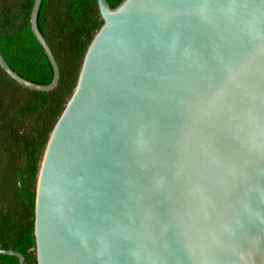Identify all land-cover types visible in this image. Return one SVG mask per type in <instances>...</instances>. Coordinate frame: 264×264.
I'll return each mask as SVG.
<instances>
[{
    "label": "water",
    "instance_id": "95a60500",
    "mask_svg": "<svg viewBox=\"0 0 264 264\" xmlns=\"http://www.w3.org/2000/svg\"><path fill=\"white\" fill-rule=\"evenodd\" d=\"M41 1L51 83L0 66L51 92ZM97 4L38 163L35 264H264V0Z\"/></svg>",
    "mask_w": 264,
    "mask_h": 264
},
{
    "label": "trees",
    "instance_id": "16d2710c",
    "mask_svg": "<svg viewBox=\"0 0 264 264\" xmlns=\"http://www.w3.org/2000/svg\"><path fill=\"white\" fill-rule=\"evenodd\" d=\"M110 8L122 0H106ZM34 0H0V54L23 79L48 85L52 67L30 25ZM103 21L97 0H42L38 29L60 70L58 86L39 92L16 83L0 66V249L35 264L33 219L38 163L69 98L85 52ZM0 264H19L0 254Z\"/></svg>",
    "mask_w": 264,
    "mask_h": 264
}]
</instances>
